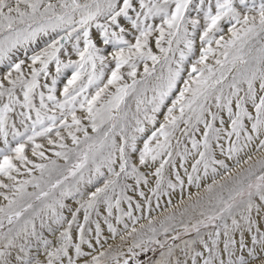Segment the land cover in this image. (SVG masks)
Listing matches in <instances>:
<instances>
[{"label": "snow or ice", "instance_id": "snow-or-ice-1", "mask_svg": "<svg viewBox=\"0 0 264 264\" xmlns=\"http://www.w3.org/2000/svg\"><path fill=\"white\" fill-rule=\"evenodd\" d=\"M0 264H264V0H0Z\"/></svg>", "mask_w": 264, "mask_h": 264}, {"label": "rangeland", "instance_id": "rangeland-1", "mask_svg": "<svg viewBox=\"0 0 264 264\" xmlns=\"http://www.w3.org/2000/svg\"><path fill=\"white\" fill-rule=\"evenodd\" d=\"M193 15H195V13H193ZM109 50H111V49H109ZM75 58V57H74ZM142 70V69H141ZM70 74V73H69ZM62 84H63V80H62V82L60 83V85H59V87H62ZM114 90V89H113ZM79 114V113H78ZM230 164H231V162H229ZM192 191H195V188H193L192 189ZM131 194V193H130ZM176 199H178V197H176L175 199H174V202H176ZM164 203H165V201L164 200H162L161 201V205L163 206L164 205ZM145 214H147V213H145ZM137 215H139V213H137ZM152 215H154V216H158L159 215V210H156V211H153V213H152ZM144 221H141V223H143ZM106 235H107V233H105ZM110 243H118L119 242V238L117 237V239L115 240V241H109Z\"/></svg>", "mask_w": 264, "mask_h": 264}]
</instances>
